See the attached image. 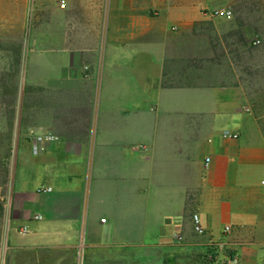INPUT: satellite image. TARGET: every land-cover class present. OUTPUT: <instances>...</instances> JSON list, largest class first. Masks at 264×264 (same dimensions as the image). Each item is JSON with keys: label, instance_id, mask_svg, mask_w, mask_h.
Instances as JSON below:
<instances>
[{"label": "crops", "instance_id": "obj_1", "mask_svg": "<svg viewBox=\"0 0 264 264\" xmlns=\"http://www.w3.org/2000/svg\"><path fill=\"white\" fill-rule=\"evenodd\" d=\"M237 1L33 0L58 35L26 62L7 203L16 253L201 256L224 241L237 264H264V121L225 55L238 30L216 15Z\"/></svg>", "mask_w": 264, "mask_h": 264}, {"label": "rangeland", "instance_id": "obj_2", "mask_svg": "<svg viewBox=\"0 0 264 264\" xmlns=\"http://www.w3.org/2000/svg\"><path fill=\"white\" fill-rule=\"evenodd\" d=\"M227 10L232 17H223L237 28L240 46L228 48L225 55L233 52L237 58L241 90L248 99L246 112L264 121V0H239ZM57 19L52 8L33 9V0H0V264H211L205 253L194 256L185 248L154 249L152 254L161 252L155 256L131 253L107 258H88L82 253L73 258L53 251L16 253L11 248L7 203L19 147L26 62L41 40L56 39ZM216 51L221 53L220 48Z\"/></svg>", "mask_w": 264, "mask_h": 264}, {"label": "built area", "instance_id": "obj_3", "mask_svg": "<svg viewBox=\"0 0 264 264\" xmlns=\"http://www.w3.org/2000/svg\"><path fill=\"white\" fill-rule=\"evenodd\" d=\"M61 8L65 7V3L61 2L60 4ZM217 16H225L227 18H231L233 13L230 10H223V11H218L216 12ZM85 70H88V67H85ZM232 138H238L239 135L238 134H233V135H229ZM43 148L39 147L34 148L35 152L41 151ZM209 162L210 159L206 160L205 163V168H208L209 166ZM36 218H39V216H36ZM105 221V220H104ZM192 223H193V229L194 232L199 235V236H204L206 234V230L204 229V227L202 226L200 217L198 214H194L192 216ZM23 229L20 230L21 233L25 234L27 233V228L26 227H22ZM226 232H229V228H225ZM177 239L180 241L182 240V236H178ZM205 257L207 259L208 262H210L211 264H237L238 263V258L236 256L233 255L232 250H230L226 244V242L224 241H217V242H213L210 241L208 243V249L205 252Z\"/></svg>", "mask_w": 264, "mask_h": 264}]
</instances>
